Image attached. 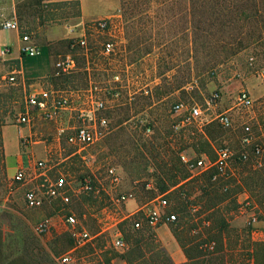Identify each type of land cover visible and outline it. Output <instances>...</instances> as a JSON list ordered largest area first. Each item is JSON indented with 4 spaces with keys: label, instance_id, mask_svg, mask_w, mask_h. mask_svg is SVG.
<instances>
[{
    "label": "rangeland",
    "instance_id": "obj_1",
    "mask_svg": "<svg viewBox=\"0 0 264 264\" xmlns=\"http://www.w3.org/2000/svg\"><path fill=\"white\" fill-rule=\"evenodd\" d=\"M55 1L58 0H45V2L52 3H55ZM126 1L137 2L136 7L132 6L130 11L141 12L140 15L141 17L143 16L145 23L143 24L139 21L137 24L138 29L136 27L132 31L129 29L134 40L138 37L143 40L150 33L149 24L146 23L147 13L150 14V17L151 14L158 17L156 20L152 19V21L155 22L156 27L157 24L160 26V32L169 31L168 35H170L172 31L177 33L183 31V24L186 22L183 18V11H187V5L185 7L183 0H180L181 3L178 5L155 3L151 6L147 4L148 0ZM28 2L30 1L0 0V25L3 21L15 16L22 33L29 34L33 41L36 39L39 41L43 40L46 36V30L57 28L63 20L41 22L37 18L38 15H33V10L26 6ZM123 20L125 23V43L127 44V25L124 17ZM142 28L143 30L139 31ZM0 35H4V38L9 42L14 41V37L16 38V36H11L10 31ZM182 37L181 34L176 39V42L170 43L169 46L172 49L171 53L179 49L177 57L180 60L183 57ZM100 47L101 39H98L95 41L93 53L94 56H100L101 61H103L117 55L122 50L123 45L119 46L121 50L111 56L99 55ZM41 51L39 55L24 54L22 56L19 61L20 70L22 71L21 77L33 82L39 80L50 69V60L46 47L42 46ZM127 60L129 62L132 61L130 51L127 53ZM133 70H135V65ZM13 71H17V66L0 56V234L2 237L0 240V264H37L38 261L40 264H65L59 261V257L72 250L75 244L72 227L66 224L64 220L67 214H73L77 219L76 230L84 228L91 235H95L99 231L95 215L100 213L104 207L113 208L112 197H114L116 192L132 190L135 197L132 200L138 202L139 206L153 199L154 197L150 199L144 197L143 192L139 190V185L142 181H148L149 185L146 184V187L155 186L154 178L151 175L153 169L151 166L145 168L144 165L137 163L134 158V149L132 148L137 139L135 134H141L146 137L153 132L151 126L141 130L140 127L145 123H151L161 132L172 131L171 138L176 136V133H182L185 148L181 154L191 156L194 153L189 145L191 140L188 135L199 134L206 127L219 135V139L214 142L218 147L226 146L234 150L239 149L242 144L241 136L246 133V131L242 130L244 124L250 126V134L253 141L258 139V141L262 142L264 138V97L252 98L253 104L249 108L239 106L236 103L237 93L239 90L245 89V82L248 79L256 82L264 80L263 38L260 42L234 53L210 71L198 72L195 75L196 72L192 74L191 69L189 71L186 65L185 67L181 65L173 75L163 81L162 86H173L176 80L185 79L187 76V81L191 80L194 83V87L187 89L185 98L180 97V95H168L165 98L162 96L163 99L160 102L153 104L155 99L152 96L153 92L142 90L143 95L151 96L152 104H144V112H139L140 106L137 105V101L143 103L142 98L140 99V96H142L140 95L141 91L129 95L125 91L119 90L118 96L106 101L107 110L104 113L109 119L108 129L102 138L82 151V155L85 158L82 159L78 155L72 156L66 160L64 166L60 165L47 171V174L52 178L58 176L60 172L66 173L74 187H77L82 179L90 178L95 185V190L90 193L71 192V202L69 204H63L59 199L45 200L42 206L30 208L26 206L23 195L26 188L35 184V182L29 180L32 176L25 181H15L13 174L7 172L3 153V128L6 125H20L16 122V115L23 110L25 95L29 91L26 83L22 84L20 82L19 74H16L14 82L8 80L9 74ZM94 74L100 85L112 81L115 74H119L118 84L125 83V77L123 78V73L120 71L112 72L107 70L106 72L105 70H95ZM78 82L81 83V81ZM164 89L165 87H163ZM169 89L167 87V90ZM176 102L199 105L206 121L204 125L199 127L196 123H192L175 129L174 123L178 120V116L174 114L172 106ZM227 108H230L227 113L233 119V124L229 128L222 127L213 119L217 113L224 112ZM68 111H61L62 116L65 117L71 113L74 117L75 113L73 111L69 113ZM36 116L39 117L34 115V117ZM46 121L48 120L42 119L40 123V129L44 134L40 135L39 138L45 139V133H48V139L51 141L54 127L50 126V123ZM4 122L6 123L2 125ZM74 123L70 121L68 127ZM14 130L15 128L12 126L6 128L8 134H12ZM172 140L174 141V138ZM171 145L174 147L173 142H171ZM242 147L244 146L242 145ZM69 148V151L74 150L72 146H69ZM206 152L208 157L214 156V150L207 149ZM261 158L264 161V152L261 154ZM234 164L235 159L233 157L229 164V176L238 178L240 175H245V170L242 171V168L236 170ZM109 166H115L121 173L122 181L116 186L110 182L107 176L106 170ZM49 171L52 172L49 173ZM28 173L33 174L32 170L28 171ZM194 193L196 194L197 191H193L192 197H194ZM241 194L242 192L235 196L236 200ZM166 196L167 198L164 197L167 199L168 205L164 209L162 217H165V220L175 205L174 198L172 197L173 199H171L169 195ZM241 199L240 203L237 201L239 207L236 210L231 209L232 207H229L230 209L228 208L229 210L227 211L224 209L230 228L229 236H227L228 245L226 238H224V249L214 254L222 256L224 264H251L250 247L252 238L251 232L248 234L246 231L248 227L252 229V224L249 223L251 215L255 214L257 216L255 227H264V207L259 204V206L252 205V203L247 202V199L244 200L243 197ZM126 203L122 205L123 209H125ZM129 204H132V202L129 201ZM46 217L53 219L54 226L45 234H36L32 229L33 225ZM135 219H139V216L119 223L118 227L121 233H123V224L126 222L133 223ZM185 222L187 227V216L185 217ZM144 225L146 224L143 223L142 226ZM150 228L154 229L155 227ZM200 228L201 231H204L203 226H200ZM203 233L205 234V232ZM211 243H214L213 247H215V242L212 241ZM126 247L125 243L124 248H115L112 246L111 238L108 234H100L93 239L92 243L74 250L73 261L66 264H119L122 259L118 254ZM210 255L212 256L213 254Z\"/></svg>",
    "mask_w": 264,
    "mask_h": 264
},
{
    "label": "trees",
    "instance_id": "obj_2",
    "mask_svg": "<svg viewBox=\"0 0 264 264\" xmlns=\"http://www.w3.org/2000/svg\"><path fill=\"white\" fill-rule=\"evenodd\" d=\"M29 1L26 6L33 10V15H38L37 18L41 22L66 20L78 16L80 13L78 0H58L55 3L45 2V0ZM183 2L185 7L187 5V11H183V18L186 20L183 30L187 34L186 66L189 71L191 69L192 74L210 71L234 53L246 49L264 38V0H183ZM155 3L178 5L181 1H147L150 6ZM136 4L137 2L121 0L120 7L127 25V48L131 52L132 61L137 54L135 47L141 39L138 37L134 40L129 29L131 31L134 27L138 29L139 21L145 24L143 16L140 15L141 12L130 11L132 6L136 7ZM147 14L146 23L152 25V18L149 13ZM159 28L160 26L157 24L156 34H158L157 41L159 43L176 42L177 32L172 31L168 35L169 31L162 33ZM141 30L143 28L139 29V31ZM23 34L26 33L21 31V35ZM147 37L148 35L143 40ZM71 43V39H65L59 42V45L65 51H75L77 48L71 47ZM164 63L161 73L164 72V68H170V66H166V62ZM14 64L18 68V65ZM59 78H63L62 80L65 81L69 80L68 76ZM163 80H166V77ZM188 81L186 76L185 79L176 80L173 86L161 85L154 90L152 96L158 100L162 96H168L174 89L181 88L179 95L185 98L187 90L182 87L191 82V80ZM163 87H165L164 90ZM167 87L170 89L167 90ZM140 95H142L140 99L142 98L143 103L137 101V105L140 106L139 112H144V104L151 105L152 100L150 95L145 96L142 91ZM150 126L153 128L151 135L145 137L135 134L137 139L132 148L137 163L144 165L145 168L152 167L151 175L154 178L155 186L146 187L148 181H142L139 190L143 192L144 197L149 199L157 195H164L166 198V195H169L171 199L174 198L175 205L168 215L175 214V219L171 220L167 215L166 220L165 217L162 220L166 222L187 257V261L181 264H224L222 256L214 255L224 249V238L228 245L227 236H229L230 228L224 209L227 211L232 207L231 209L236 210L239 203L235 196L243 191L249 194L248 203L264 207V161L261 158V154L264 152V138L262 142L255 139L249 145L241 144V147L235 150L234 167L236 170L238 168H242V171L245 170V175H240L238 178L229 176L230 167L223 175L218 174L214 167L193 174L180 158L181 152L185 148L183 134L176 133V136L172 137L173 141L172 131L161 132L151 123H145L140 128L144 130ZM244 126L242 130L245 132ZM245 134H242L241 139ZM188 138L191 140L189 145L194 153L193 157H200L203 153L207 155V149L214 150L218 147L214 142L219 139V135L207 127L202 129L199 134L188 135ZM171 142L174 143V147ZM258 145L262 147V151L256 155L254 149ZM243 151L248 153L245 159L240 156ZM213 157L210 158L213 159ZM193 191H197L196 194L194 193V197H192ZM194 206L197 207L196 211H192ZM186 216L187 227L185 225ZM200 226H203L204 231L199 229ZM246 231L249 234L251 228L248 227ZM122 232L127 247L118 256L126 264H173L157 240L155 231L150 227L144 225L135 229L132 222H126L122 226ZM1 238L0 234V240ZM212 241L215 242V247L210 249L209 245ZM251 247L253 264H264V241L252 242ZM209 253L213 255L211 256ZM37 264L40 262L38 261Z\"/></svg>",
    "mask_w": 264,
    "mask_h": 264
},
{
    "label": "built area",
    "instance_id": "obj_3",
    "mask_svg": "<svg viewBox=\"0 0 264 264\" xmlns=\"http://www.w3.org/2000/svg\"><path fill=\"white\" fill-rule=\"evenodd\" d=\"M19 22L15 16L3 21L0 25L3 29L15 28ZM69 33H74L76 27H70ZM91 36H96L101 39L100 53L104 56H111L121 50L120 45L126 42L125 37V23L120 10L112 13L109 16L98 18L86 23L82 31L72 37L71 47L79 48L88 54L91 47ZM21 53L28 55H36L39 53V47L33 42L29 34L21 35ZM6 50V49H5ZM77 69V60L72 51L61 55L53 62V70L57 75L72 74ZM18 71H13L9 74L8 80L14 82L16 80ZM119 74L113 76V82L119 83ZM193 84L188 88H192ZM99 88L95 82H90L88 87L83 90L86 99L83 106H75L73 103L74 96L78 91L73 90H58V89H39L28 91L25 95L24 108L16 115V122L19 124H29L32 122L34 115H38L44 120H52L59 111L69 110L73 111L75 123L69 126V132L65 135L66 142L69 146L74 147L71 156L78 155L82 159V151L97 142L104 136L108 129L109 119L105 115L107 109L106 100L98 95ZM112 97L119 94L117 86H110L105 89ZM236 103L239 106L249 108L253 104V99L246 89H241L237 93ZM172 110L178 120L174 123L175 129H179L186 124L196 123L201 127L204 125L205 118L199 105L197 104H184L177 102L172 106ZM222 127H231L233 124L232 117L227 111L217 113L214 118ZM246 134L242 137L241 142L244 145H249L252 142L250 134V126L244 124ZM61 130L59 134H62ZM30 137H21V144L29 143ZM262 151L258 145L254 149L256 155ZM236 155V151L230 147H217L214 148L213 159L207 155L200 157H193L186 154H181V161L186 165L192 173H200L211 168H216L217 173L220 175L225 174L229 169L231 159ZM247 151L240 153L242 158H247ZM49 160L35 159L33 161V174L29 176L28 170L25 168H18L13 179L15 181H25L27 178L31 182H35L24 191L23 199L27 207L37 208L44 204L45 200L59 199L63 204L71 202V192L73 193H90L95 190V185L90 178L82 179L77 187L72 185L66 173L60 172L55 178L47 174ZM107 176L112 184L115 186L122 181L121 173L115 166H109L106 170ZM215 177V176H214ZM149 185V183H147ZM134 192L126 190L116 192L112 197L113 208L104 207L100 213L96 214V221L99 226V231L95 235H91L89 231L82 228L76 230L77 219L73 214H67L64 218L65 223L72 227L73 235L75 237V244L72 250L62 254L59 257L61 263H70L73 261V251L93 242V239L100 234H108L111 238V244L115 248L122 249L125 247V242L122 233L118 227L119 223L123 220L139 216L133 222L134 228H140L143 223L149 227H156L161 223L164 214V209L168 205L167 199L163 195H158L138 206L135 210L129 213H123L122 205L127 201L134 199ZM197 207H192V211H196ZM171 220L175 219V214L168 215ZM249 223L252 224L251 235L257 237V240L264 241V228L255 227L257 216L252 214ZM54 226L52 218H43L36 222L32 229L38 234L42 235L47 233ZM214 243L209 245L213 248Z\"/></svg>",
    "mask_w": 264,
    "mask_h": 264
},
{
    "label": "crops",
    "instance_id": "obj_4",
    "mask_svg": "<svg viewBox=\"0 0 264 264\" xmlns=\"http://www.w3.org/2000/svg\"><path fill=\"white\" fill-rule=\"evenodd\" d=\"M78 1L80 8V13L78 16L67 18L66 20H63V22L58 25L57 28L46 30L45 39L43 38V40L40 41L38 39H34L35 41L33 42L39 47V53L36 55L41 54L42 46L46 47L50 60V69L47 70V72L39 80L36 81L32 82L21 77L22 71L20 70L19 61L24 53H21V46L23 42L21 41V31L19 25L10 29H3L0 27V34L10 31L11 36H16V38H12L14 41L9 42L4 38V35H0V56L6 61L16 63L18 65L17 71L19 74L18 76H20V82L22 84L26 83L29 91L43 88L58 89L62 91H78L74 96L73 103L75 106L79 107L84 105L86 96L83 90L88 87L90 82H95L97 84V87L100 89L98 95L108 101L112 98V96L105 89L110 86H117L119 90H122L123 92L125 91L129 95L142 90H148L151 91V93H154V90L160 87L163 81H166L171 75H173L176 69H178L181 65L185 67L187 61L186 31L183 30L182 32L177 33L175 36V38H178V36L181 34L183 36V57L180 60L177 57L179 49L170 55V51L172 50L171 47H169L170 43L168 41L163 43H159L157 41L158 34H156V26L155 22L153 21L152 25H149L150 33L148 34V37L139 41V44L135 47L137 54L133 61L129 62L127 60L128 48L126 43L123 45L122 50L117 55L101 61L100 56H94L93 53L95 41L98 40V37L91 36L92 49L88 54L84 53V51L79 48H77L75 51L70 50L76 57L77 69L72 74L65 75L69 77V80H62L63 78L59 77L65 76L55 74L53 70V62L61 55L69 51H65V49L61 48L59 42L75 37L82 31L86 23L98 18L109 16L112 13L120 10L121 7V0ZM151 18L156 20L158 17L151 14ZM74 26L76 27V31L74 33H69L68 29ZM98 52L100 55V51ZM164 62H166V66H170V68H164V72L161 73V68L163 64H165ZM134 65L135 70H133ZM95 70H105L106 72L107 70L112 72L120 71L123 73V78L125 77V83L118 84L108 81L107 84L105 83L100 85L96 80L94 74ZM164 77H166V80H163ZM78 81H81V83ZM192 84L194 87V83L191 82L182 88L187 90ZM180 89L181 88L174 89L171 93H169V95H179ZM245 89L250 93L252 98L256 99L264 97V80L261 82H256L254 80L248 79L245 82ZM165 97L166 96L163 98ZM163 98L158 100H155L157 99L155 98L153 104L160 102ZM228 110H230V108L226 109V111ZM68 112L70 113V111ZM70 121L75 122V118L71 115V113L68 116L63 117L61 111H59L56 117H54L52 120L46 121L47 123H50V126L54 127L51 141L48 139V133H45V139L39 138L40 135L44 134L40 129V123L42 122L40 117H34L32 122L29 124H20L19 126L6 125L2 131V141L7 172L14 175L18 168H25L28 171L32 170L33 172L32 165L35 159H48V170H52L51 168H57V166L60 165L64 166L66 160L72 157V151H69L70 148L65 139V134L69 132L68 124ZM10 126L15 128L12 134H8L6 131V128ZM61 130H64V132L59 134ZM23 136L30 137L29 143L25 145L21 144V137ZM50 172L52 171H49V173ZM29 176H32V174H29ZM242 197L244 200L247 199L248 193L242 192V194L239 195L237 199L239 203L242 201ZM129 201L132 202V204H129ZM129 201L126 203L123 213H129L139 206L138 202L135 200ZM153 230L156 233L157 240L163 246L173 264H181L187 261V257L171 233L166 222L162 221ZM251 238L252 242L259 241L257 240V237L253 235H251ZM250 249L252 252V247H250ZM111 261L113 262V260ZM253 263L254 259L252 256L251 264ZM119 264H126V262L124 260H120Z\"/></svg>",
    "mask_w": 264,
    "mask_h": 264
}]
</instances>
